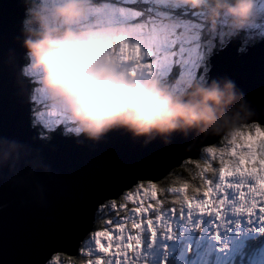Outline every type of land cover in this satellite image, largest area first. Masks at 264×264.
<instances>
[{"label":"water","instance_id":"water-1","mask_svg":"<svg viewBox=\"0 0 264 264\" xmlns=\"http://www.w3.org/2000/svg\"><path fill=\"white\" fill-rule=\"evenodd\" d=\"M24 18L23 0H0V264L77 256L106 203L139 183L162 182L236 127H264V40L245 52L240 40H231L209 58L205 86L216 81L227 99L226 82L235 85L234 99L215 106L211 123L154 134L147 144L124 128L99 141L57 134L45 142L33 126V85L22 75ZM37 184L41 198L34 195Z\"/></svg>","mask_w":264,"mask_h":264},{"label":"clouds","instance_id":"clouds-1","mask_svg":"<svg viewBox=\"0 0 264 264\" xmlns=\"http://www.w3.org/2000/svg\"><path fill=\"white\" fill-rule=\"evenodd\" d=\"M23 2L29 71L39 74L41 94L71 122L73 136L99 141L113 129L124 128L134 138L147 137V144L154 134L211 123L216 119L215 106L234 99L230 80L224 86L229 90L227 99L216 81L190 86L178 95L159 77L135 68L120 55L122 45L134 41L132 32L117 21H102L91 0ZM174 2L193 10L209 9L210 30L221 16L237 33L261 22L259 0Z\"/></svg>","mask_w":264,"mask_h":264},{"label":"snow or ice","instance_id":"snow-or-ice-1","mask_svg":"<svg viewBox=\"0 0 264 264\" xmlns=\"http://www.w3.org/2000/svg\"><path fill=\"white\" fill-rule=\"evenodd\" d=\"M112 6L110 7L112 17L117 22L131 23L133 27L129 30L134 36L136 43L133 45V52L139 54L141 52V42L144 47L148 49L143 53L144 57L155 58V61H148L141 63V57L138 55L135 58L134 66L146 72L149 75H158L161 78H167L171 81H188L193 79L201 83H206L208 79V67L206 60L209 55V50L213 44L202 45L200 43V29L193 23L195 17L184 9L171 6V0H110ZM94 3L99 4L100 0H94ZM118 4L131 5L132 7L117 6ZM262 10H264V0H262ZM256 29L258 31H254ZM240 37V33H222L220 37L221 45L230 43L231 40ZM257 37L264 38V22L256 24L252 29L246 31V34L241 40V51L247 45L255 40ZM125 43L122 45L121 53L124 51ZM203 69V74L201 73ZM22 75L25 77H33L35 74L29 71L28 67L22 69ZM31 100L35 102H43L51 109V115L44 118V114L37 113L33 120L34 126L39 124L47 131H53L59 126H63L65 134L75 133V129L66 116L53 106H50L41 94L39 88L31 90ZM257 131L264 134V129L260 128L259 124L253 126ZM17 145L13 144L12 148ZM215 151L214 148L208 147L209 154ZM254 153L249 151L247 159L250 167H242L245 163V157L241 156L234 168L228 170L223 166L219 170L220 183L215 184V188L209 186L203 192V198L193 201L188 195L184 196L186 209L189 219H191L193 212H198L199 215H209L215 217L216 221L223 223V206L228 202L227 189H235L241 200H245V194L242 192L241 184L226 183L228 177L238 176L243 180L244 178H251L260 187L250 185L249 193L253 195V199H258L255 194L259 193L260 206L256 203L248 205L243 203L237 212L246 214L249 221L253 222V215L255 210V217L258 218L262 225L259 229L264 231V168L256 171V165L252 164ZM259 158L264 160V144L260 146ZM208 185L212 181H207ZM173 192H184V188H173ZM43 187L37 184L34 195L37 198L43 196ZM215 193V195H213ZM133 201L135 207L130 211L134 216L145 217V214L153 209L151 201L157 198L156 185L149 184L147 189L140 184L136 188V192H129L126 197ZM111 207L115 210L124 208V205H117L114 201ZM185 210L182 208L180 214L183 217ZM171 213L175 214L176 210L172 209ZM148 230L153 237L156 235V227L153 219L146 218ZM161 217L157 215L156 221ZM145 221L142 219L139 223L133 222V227L139 230ZM111 223V221H109ZM171 231L170 226H167ZM125 224L121 223L115 225L111 230L100 231L99 235L95 234V245L98 252L104 256L115 257L114 260L104 259L103 257L90 260L89 264H133L129 259L131 253H137L140 247V237H133L132 235H124ZM171 238V237H169Z\"/></svg>","mask_w":264,"mask_h":264},{"label":"rangeland","instance_id":"rangeland-1","mask_svg":"<svg viewBox=\"0 0 264 264\" xmlns=\"http://www.w3.org/2000/svg\"><path fill=\"white\" fill-rule=\"evenodd\" d=\"M106 2L108 3L106 4ZM106 2L98 5L97 3H94V0H92V4L95 6L94 11L97 13L98 17L104 22L112 23L115 21L110 10L112 3H110L108 0H106ZM171 6L183 7V9L187 12L190 11V13L195 17L193 23H195L196 27L200 29L201 40L204 37L202 33H205V30L208 27L205 22L206 20L204 18V14L197 13L199 10H193L188 7L176 4L174 0H171ZM124 7H129V5H124ZM258 11L261 13V22H264L262 0H259L258 2ZM119 23L124 25L127 29L133 27L131 23ZM216 25H220L225 29L229 28L227 18L224 16L222 17L221 21L216 20ZM253 30L258 31L256 29ZM135 43L136 40L125 43L126 46L124 47V51L120 53L124 59L134 63L135 58L139 55L141 57V63L155 61L154 57L147 58L143 56V53L148 49L144 47L142 42L141 52L139 54L134 53L133 45ZM38 75L39 74H35L33 77H28L31 79L32 83L36 84L35 88H40ZM155 76L159 77L158 75ZM159 78L163 82L167 83L171 90L178 95L189 91L190 86H192V84L196 81L195 79H193L191 82L171 81L167 78ZM32 103L34 104V109L37 111L35 112V116L37 113L44 114V118H47L51 115L50 107L45 105L42 101H32ZM58 129L63 130V126H59L53 131ZM72 134L76 135L75 133ZM230 136L231 137L229 141L232 143V147L229 151H232L231 156L233 158L231 159L234 160L233 168L241 156L245 157V163L242 167H250L251 165L247 159V153L251 151L254 153L252 164L256 165V171L259 173L260 169L264 168V160L259 158L260 146L261 144H264V134L255 130L254 134L252 133L250 135H244L242 138L240 137V141L236 140V136L239 138L238 133H234ZM215 152L216 151L211 154L207 152L206 155L208 154V156H213ZM243 153L244 155H242ZM227 182H231L233 184L240 183L242 185L240 190L244 192L246 199L241 200L239 193L235 189L226 190L229 200L223 206V223L216 221L214 216H201L198 214V212H193L191 219H189L186 203L184 197H182L183 192H171L172 195L176 193L179 194L178 196L180 197L176 200L170 201V204L176 210L175 214L171 213V210L167 212L163 211L165 209L164 206H166V203L163 204L164 201H157L156 199L151 201L153 209L147 212L145 217L153 219L156 227L155 237H153L152 233L148 230L145 217L134 216L131 212L125 218H123L122 215H118V218L115 220V222L117 224H125L124 235L140 237L141 240V244L137 250V253H131L128 258L133 261V264H168L170 261H172L174 264H225L226 261L230 264H264V246L256 253L255 257L251 256L247 251H242L243 248L251 250L253 247L249 249L248 245L245 243L248 240H253L260 237L264 232L259 229L262 225L260 224L258 218L255 217V210L252 223L249 221L246 214L236 211V209L240 208L243 203H247L248 205L256 203L257 207L260 206L259 193L255 194V196L258 198L255 200L253 199V195L249 193L250 185H255L256 187H260V185L251 180V178H244L241 180V178L236 175L233 177H228L226 179V183ZM143 183L144 182L139 183L138 185H143ZM218 183H220V181ZM211 187L215 188V185ZM133 189H135V187ZM145 189H147V186ZM130 192L135 193L133 190ZM126 193L128 194L129 192ZM213 195H215V193H213ZM200 198H203V196L198 195L196 197H191L193 201ZM128 202L134 204L133 201L128 200ZM182 208L185 210L183 217L180 214V210ZM116 210L118 209L114 210L109 205L105 214L108 217L111 212H115ZM157 215L161 217L159 221L155 220ZM142 219L145 222L142 224L139 230H136L134 227H132L134 221L139 223ZM108 226L109 225L107 224V227L103 230L113 229L111 226L108 229ZM167 226H170L171 231L168 230ZM99 234L100 233L97 235ZM211 242L214 243L212 244ZM237 242L240 243L238 246L236 245ZM82 246L83 248L81 254L85 257L84 259H78L76 262H72V259H69L66 262L62 260H54L50 261L49 263L89 264L90 260H95L101 257L108 260L115 259V257L110 255L104 256V254L98 252L95 245V236L90 241H87L86 243L83 242ZM239 256L242 257L241 263L237 262V257ZM222 258L223 263L220 262V259ZM82 259L85 261L81 262Z\"/></svg>","mask_w":264,"mask_h":264},{"label":"trees","instance_id":"trees-1","mask_svg":"<svg viewBox=\"0 0 264 264\" xmlns=\"http://www.w3.org/2000/svg\"><path fill=\"white\" fill-rule=\"evenodd\" d=\"M102 4L103 2H106V0H100ZM110 2V0H108ZM92 3V0H91ZM108 3V2H106ZM121 6H124L122 4H118ZM129 7H132L131 5H129ZM173 7V6H172ZM177 7V6H174ZM183 9V7H178ZM190 12V11H188ZM200 14H204V18H205V22L207 24V20L208 17L211 15L210 10L209 9H202L199 10ZM223 16H221L219 19H217L218 21H221ZM208 26V25H207ZM227 32H232V33H237L229 28L225 29L224 27L220 26V25H216L215 30H210L209 27L206 28L205 33H202V35H204V37L200 40L202 45H207V44H213L214 46L211 47V49L209 50V55L207 57L206 60V65L208 67L209 70V58L211 55L218 53L220 51H222L223 49L226 48V46L228 45V43L226 45H221L220 43V39L218 37L221 36L222 33H227ZM240 33V37L233 39V40H242V38L244 37V35L246 34V31H242L239 32ZM262 40H264V38L261 37H257L255 40L251 41L247 47L249 46H254L256 44H258L259 42H261ZM203 42V43H202ZM246 47V48H247ZM246 48L243 50V52H245ZM29 65V59L28 57H26L25 60V67H27ZM201 73L203 74V69L200 70ZM206 78L208 79V73L206 74ZM31 82V79H29ZM32 83V82H31ZM207 83V82H206ZM206 83H201L198 82L197 80L192 84V86L194 85H200V86H205ZM32 85L35 87V84L32 83ZM191 90V89H189ZM34 107V104H33ZM35 118L33 117V120ZM256 124H252L249 126H240L235 128L232 132H230L228 135H226L225 137H223L217 144H215L214 146H212V148L215 149V153L213 154V156H208L207 153V149H204L201 153V157L199 160L197 161H186L183 163V165L180 168L174 169L170 172V174L165 177V179L162 182H159L156 185V200L157 201H164V203H166V206H164V212L170 211L173 208V206L170 204V201L172 200H176L178 198H180L178 195L174 193V195L171 194L172 189L173 188H184L185 191L182 194V197H184L185 195H188L190 198L192 196L196 197L198 195L203 196V192L205 190H207V188L209 186H213L216 183L219 182V170L220 168L223 166L224 168L231 170L233 168V164H234V160H232L231 158H233L231 156L232 151L230 152L229 150L232 147V143L229 141L230 139V135L234 134V133H238L239 138H237L236 136V140L240 141V137L242 138L244 135H250V134H254V131L256 130L253 126ZM34 126V124H33ZM260 126V125H259ZM34 128H36V130L39 132L40 134V138L45 141L48 142L50 141L51 137L53 136V134L55 133H63V130H56V131H46L44 128L41 127V125L37 124L34 126ZM260 128L264 129V127L260 126ZM73 136L72 133H68L65 134V136ZM244 155V153L242 154ZM211 180L212 184L208 185L207 181ZM152 184V183H143V185L146 187L147 185ZM189 188V189H188ZM191 189V190H190ZM133 191L136 192V188L133 189ZM127 197V193H125L119 201H115V203L119 206V205H124V208H118V210H116L115 212H111L110 215L107 217L105 212L107 211V208L109 207L108 204H111L113 202H109L106 203L103 207L100 208V211L97 215V220L94 226V231L93 233L90 235L89 238H87L84 243H86L87 241H90L95 234L97 235L98 233H100V231H104L103 229L108 226H111L112 228H114L115 225H118L115 220L118 218V215H122L123 218H125L126 216L129 215V213L131 212L130 210L134 207V204H132L131 202H128ZM110 217V218H109ZM122 218V217H120ZM109 221H111V223H109ZM114 225V226H112ZM133 227V225H132ZM263 238H264V234H262ZM253 242L257 243L258 240H254ZM212 244L214 242H211ZM82 248L83 246H81V249L78 251V255L71 257V256H67V255H55L52 258V261L54 260H62V261H67L69 259H72V262H76L78 261V259L81 258H85L84 256H82L81 252H82ZM64 259V260H63ZM81 262H84L85 260H83ZM51 264V263H49Z\"/></svg>","mask_w":264,"mask_h":264},{"label":"flooded vegetation","instance_id":"flooded-vegetation-1","mask_svg":"<svg viewBox=\"0 0 264 264\" xmlns=\"http://www.w3.org/2000/svg\"><path fill=\"white\" fill-rule=\"evenodd\" d=\"M63 134H64V131H63ZM108 205H110V204H108ZM255 239H257V238H255ZM255 239H253V240H255ZM253 240H248V241L245 243V244L248 245V247H249V245H251V246H253V248H252L251 250H247V249H244V248H243L242 251H247L251 256L255 257L256 253H257L260 249L263 248L264 244L261 245V247H259L261 243H260V242L255 243V242H253ZM239 244H240L239 242L236 243L237 246H238ZM220 262L223 263V258L220 259ZM237 262H238V263H241V262H242V257H241V256L237 257ZM225 264H230V263H228V262L226 261Z\"/></svg>","mask_w":264,"mask_h":264},{"label":"bare ground","instance_id":"bare-ground-1","mask_svg":"<svg viewBox=\"0 0 264 264\" xmlns=\"http://www.w3.org/2000/svg\"><path fill=\"white\" fill-rule=\"evenodd\" d=\"M234 129H235V128H234ZM234 129H233V130H234ZM233 130H232V131H233ZM200 157H201V156H199V158H197L196 160H189V161H197V160L200 159ZM135 188H136V187H135Z\"/></svg>","mask_w":264,"mask_h":264}]
</instances>
